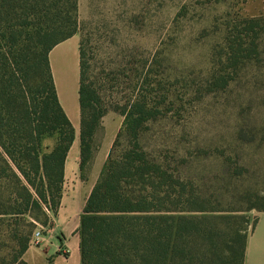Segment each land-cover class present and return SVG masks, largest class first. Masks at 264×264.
Segmentation results:
<instances>
[{
    "label": "trees",
    "instance_id": "1",
    "mask_svg": "<svg viewBox=\"0 0 264 264\" xmlns=\"http://www.w3.org/2000/svg\"><path fill=\"white\" fill-rule=\"evenodd\" d=\"M79 16V0H0V179L8 180L7 189L0 182V264H27L24 255L36 222L42 216L44 223L48 220L44 205L54 213L60 205L75 128L58 96L50 52L80 32ZM217 22L212 27L220 38L201 75L174 65L164 42L146 60L132 93L120 96H110L105 87L120 73L108 78L93 67L89 37L82 34L83 179L104 116L110 110L123 116L83 207L82 264H244L256 219L250 229L242 213L264 211V194L240 208L225 203L223 190L224 183L231 192L230 186L258 171L259 164L243 150L264 149V118L256 124L253 117L238 116L221 143L197 144V153L156 149L149 142L155 133L164 134H150L155 125L165 120L178 124L176 113L186 100L222 91L240 107L245 99L255 100L256 92L264 97V14H236ZM209 159L217 166L208 179L199 176L196 166ZM233 197L239 201V195ZM47 261L57 264L53 256Z\"/></svg>",
    "mask_w": 264,
    "mask_h": 264
},
{
    "label": "rangeland",
    "instance_id": "2",
    "mask_svg": "<svg viewBox=\"0 0 264 264\" xmlns=\"http://www.w3.org/2000/svg\"><path fill=\"white\" fill-rule=\"evenodd\" d=\"M244 1L79 0L81 30L78 35L80 40L82 34L89 37V49L93 60H95L93 67L104 71V75L106 74L108 78L117 76L115 73H120L116 82H109L105 85L110 96L129 95L139 79V74L141 75L146 60L164 42L168 45L174 65L189 66L188 73L195 70L196 75H201L202 69L206 68L207 56L212 45L220 38V34L214 33L212 27L214 22L217 20V23H222L225 16L245 15ZM184 6L183 15L176 21L177 13ZM67 62L72 68L73 79L77 76L79 78V63L77 64L72 55L67 59ZM77 67L78 74L76 73ZM247 100L245 99V102L239 107L232 96L222 91L206 95L202 100H186V105L181 109V112L176 113L180 115L178 124L173 125L170 120H165L163 124L155 125L150 134L158 131L164 132V134L155 133L149 142L156 149L167 148L171 152H175L190 148L194 153L200 149L195 148L197 144L210 146L221 143L220 141H223L230 130L231 122L237 120L238 116H246L250 121L255 118L256 124L263 121L264 97L262 93L256 92L255 100L250 102ZM105 117H107L105 120L107 128L110 126L111 131H119L122 126L123 116L110 110L104 116L102 127L95 136V155L100 151L105 140ZM251 117L253 118L251 119ZM110 130L107 131L108 134H110ZM166 133H168L167 137ZM46 143L52 144L53 142L48 140ZM243 151L248 155L247 158H251L253 162L259 164L258 171L251 170L252 175L246 176L245 179L230 186L231 188L228 189L231 192L226 191L228 186L224 183L223 190L225 203L240 208L257 203L258 194H264V165L261 161L264 159L262 156L264 149L261 148L257 151L253 148ZM93 162L94 159L87 172L86 180L82 179L84 188L87 189L91 184L88 178L94 167ZM216 166L215 162H210L209 159L204 162V165L196 166V172L199 176L205 175L209 179L213 177L212 169ZM228 181L226 180V182ZM0 182L6 187L8 180L3 178L0 179ZM68 190H72L70 185H67L65 192L68 193ZM6 193H8L7 190ZM234 194L239 195V201L233 200ZM83 200L84 196H81L79 204ZM42 211L46 213L48 220L47 223H44L46 219L42 216V220L36 222L33 233L40 230L41 241L38 244L30 241V247L24 255L27 264H46L47 256L54 252L56 255L61 254L60 258H66L70 254V245L66 243V240L62 241L65 237L64 232L52 230L54 212L45 205ZM258 212L261 211L258 208H253L242 213L248 217L250 229Z\"/></svg>",
    "mask_w": 264,
    "mask_h": 264
},
{
    "label": "crops",
    "instance_id": "3",
    "mask_svg": "<svg viewBox=\"0 0 264 264\" xmlns=\"http://www.w3.org/2000/svg\"><path fill=\"white\" fill-rule=\"evenodd\" d=\"M244 12L246 16H258L264 14V0H245ZM80 38L78 33L65 41L57 44L50 52V62L54 80L60 102L75 128V140L68 153L65 170L63 193L57 212L53 216V229L63 231L65 237L62 241L70 245V254L66 258H60L61 254L55 252L47 256H53L57 264H82L80 250L79 228L81 224L83 207L88 199L96 181L99 178L103 165L105 164L111 147L115 140L118 130L111 131L107 128L102 148L95 155L93 170L90 173L88 181L90 186L84 188V179L80 172V129H81V110H80ZM72 55L79 63V78L73 79L72 68L67 59ZM78 74V67L77 72ZM111 119L113 117H110ZM123 119H121V124ZM110 130V134L107 131ZM48 141V140H47ZM83 179V180H82ZM86 180V179H85ZM67 185L71 186V191L65 192ZM83 193V194H82ZM68 195V196H67ZM84 196V200L79 204V198ZM50 230V231H52ZM52 237V235H50ZM59 247V246H58ZM46 259V264H47ZM244 264H264V211L256 214V221L251 230L248 241Z\"/></svg>",
    "mask_w": 264,
    "mask_h": 264
},
{
    "label": "built area",
    "instance_id": "4",
    "mask_svg": "<svg viewBox=\"0 0 264 264\" xmlns=\"http://www.w3.org/2000/svg\"><path fill=\"white\" fill-rule=\"evenodd\" d=\"M41 236H42V233H41L40 230L35 231V232L33 233V236H32L31 241H32L33 243H35V244H38V243L41 241Z\"/></svg>",
    "mask_w": 264,
    "mask_h": 264
}]
</instances>
